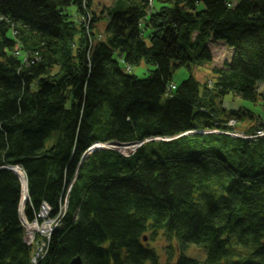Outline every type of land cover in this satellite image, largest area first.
Listing matches in <instances>:
<instances>
[{
	"label": "trees",
	"instance_id": "trees-1",
	"mask_svg": "<svg viewBox=\"0 0 264 264\" xmlns=\"http://www.w3.org/2000/svg\"><path fill=\"white\" fill-rule=\"evenodd\" d=\"M94 6L0 0V168L22 170L29 223L45 207L60 219L36 256L21 179L1 168L0 264H164L144 241L159 236L165 264H264V136L246 138L264 122L224 107L231 94L264 108V0ZM211 41L231 55L200 93L191 67L211 64ZM141 61L143 79L129 73Z\"/></svg>",
	"mask_w": 264,
	"mask_h": 264
},
{
	"label": "rangeland",
	"instance_id": "rangeland-1",
	"mask_svg": "<svg viewBox=\"0 0 264 264\" xmlns=\"http://www.w3.org/2000/svg\"><path fill=\"white\" fill-rule=\"evenodd\" d=\"M234 3L239 1V0H233ZM110 0H94V10H99L101 6L108 5ZM156 6V5H155ZM157 7V6H156ZM66 13L74 16L76 12V8L74 6H69L66 9ZM99 31L102 30V24H99L97 27ZM209 48L211 50L212 54V62L210 65H205L201 67H191V75L193 78L196 80L198 83L200 93H202L203 90V83L205 82L206 79L209 78L210 76V71L209 67H220L223 65L225 61H227L231 55V51L229 48H227L223 43H218V42H213L211 41L209 43ZM120 62V66L122 68H126L124 64ZM153 69L152 67L148 66L144 61H141L139 65L131 68L129 70V73L136 75L138 78L143 79L149 75V71ZM189 71L186 68H179L176 69L173 73L172 77V84L173 85H179L183 80H185L188 77ZM264 88L263 85L260 86V90ZM260 99V98H259ZM224 107L227 109H234L237 111L238 108H242L243 110H249V112L252 114V117L256 120H259V122H264V108L261 105V101L258 100L255 103L243 101L238 97L227 95L224 100ZM253 122L251 120H248L244 117H242L241 122H238L237 128L239 129H244L245 127L249 125H253ZM136 150V149H135ZM135 150H130L127 152H122L123 155H128L133 153ZM18 169V168H17ZM16 169V172H17ZM49 213L50 209L47 207L45 210H42V212L39 215V220H35L32 223H29L24 215V212L20 213V221L22 225L25 228V239L28 244H34L35 245V251H36V256H42L44 252V248H46V243L45 241H39L38 243L34 242L35 239L37 240H47L49 239L53 230L56 228L57 225H59L60 219L55 218L51 219L49 218ZM27 225L32 226L36 225L37 230L34 232L32 235H29L27 233ZM39 236V237H38ZM146 238V243H150L151 247L157 248V252L160 256V261L161 263H166L167 261V255H166V250L165 247L167 246V242L164 238L159 236L157 238L156 242L151 243V241L147 242ZM186 256L202 260L204 258V253L201 249H197L196 247H191L189 251L186 253Z\"/></svg>",
	"mask_w": 264,
	"mask_h": 264
},
{
	"label": "water",
	"instance_id": "water-1",
	"mask_svg": "<svg viewBox=\"0 0 264 264\" xmlns=\"http://www.w3.org/2000/svg\"><path fill=\"white\" fill-rule=\"evenodd\" d=\"M142 144H143V142H141V143H134V144H107V145H105V146H103V145H99V144H96V145L92 146L89 150H87V152H85V153L83 154V156H85V155L88 154L89 152H92V151H94V150H96V149H98V148H101V147L113 148V149L119 151L120 153H122L121 150L119 149V147H122V146H132V147H135V149H137V148H139ZM135 149H134V150H135ZM1 168H2V169L10 170V171L14 172L15 174H17L16 169H17L18 167H15V168L1 167ZM1 168H0V169H1ZM17 175H18V174H17ZM23 177H24V176H23ZM19 178H20V177H19ZM23 181H24V185H25V187H26V193H27V197H26V199H27V198H28V191H27V183H26L25 177L23 178ZM21 184H22V180H21ZM22 187H23V185H22ZM26 199H25V201H26ZM22 212H24V206L21 208V205H20V213H22ZM27 233H28V230H27ZM145 240H146V239H144V241H145ZM69 264H83V263H82L81 258H80L79 256H77V257L73 258V259L70 261Z\"/></svg>",
	"mask_w": 264,
	"mask_h": 264
},
{
	"label": "bare ground",
	"instance_id": "bare-ground-1",
	"mask_svg": "<svg viewBox=\"0 0 264 264\" xmlns=\"http://www.w3.org/2000/svg\"><path fill=\"white\" fill-rule=\"evenodd\" d=\"M119 149L123 152H127V151H130V150H134L135 147H132V146H122V147H119ZM17 174L18 176L20 177V179L22 180V196H21V208L24 206L25 204V199L27 197V193H26V187L24 185V181H23V173H22V170L20 168L17 169ZM27 229H28V234L29 235H32L34 232H36L37 230V226L36 225H32V226H29L27 225Z\"/></svg>",
	"mask_w": 264,
	"mask_h": 264
},
{
	"label": "built area",
	"instance_id": "built-area-1",
	"mask_svg": "<svg viewBox=\"0 0 264 264\" xmlns=\"http://www.w3.org/2000/svg\"><path fill=\"white\" fill-rule=\"evenodd\" d=\"M229 125L232 126L233 122H230ZM235 135H237V134H235ZM239 136H242V135H239ZM263 136H264V131L263 130H258V131H256L255 135L252 136V137H263ZM252 137H250V138H252Z\"/></svg>",
	"mask_w": 264,
	"mask_h": 264
}]
</instances>
